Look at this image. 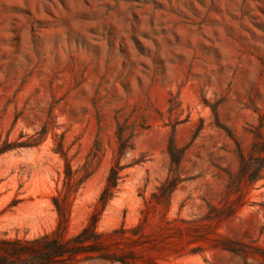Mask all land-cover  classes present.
Listing matches in <instances>:
<instances>
[{
  "label": "rangeland",
  "instance_id": "obj_1",
  "mask_svg": "<svg viewBox=\"0 0 264 264\" xmlns=\"http://www.w3.org/2000/svg\"><path fill=\"white\" fill-rule=\"evenodd\" d=\"M118 122L135 129L134 150L98 231H142L111 257L264 264V179L241 177L264 157L250 159L264 143V0H0V145L49 126L39 147L0 156V239L55 230L63 133L74 170L92 171L71 209L67 237L78 234L117 158Z\"/></svg>",
  "mask_w": 264,
  "mask_h": 264
},
{
  "label": "trees",
  "instance_id": "obj_2",
  "mask_svg": "<svg viewBox=\"0 0 264 264\" xmlns=\"http://www.w3.org/2000/svg\"><path fill=\"white\" fill-rule=\"evenodd\" d=\"M49 126L44 124L41 130L36 131L30 137L28 143L13 144L5 141L0 145V156L19 147H39L45 140ZM117 158L112 165L106 179L105 186L100 193L95 207L88 218L87 224L76 235L67 237L69 220L73 202L78 195L81 187L86 180L92 175V171L84 166L82 169L74 170L68 150L65 149V134H54L55 146L53 153L58 155L64 162L62 172H59L61 179V187L56 189V194L51 197L54 210L57 215L56 228L51 233H46L37 238L30 240L23 239H0V264H79L83 261H93L96 259L111 260L129 264L126 257H111L109 252L113 249L120 250V247L140 242V234L142 226L133 229H126L124 225L119 229L111 231H98V225L101 216L108 205L114 199L118 190L119 181L122 179L121 172L126 167L120 166V159L129 150H134L133 140L135 137V129L127 123H117ZM259 146H261L259 148ZM254 148L250 159H254L255 153L264 152V143H254ZM263 151H260L262 150ZM169 154L172 164L179 165L182 160L183 150L178 148L173 140L169 146ZM259 157V156H258ZM242 161H246L241 155ZM255 161V160H253ZM141 162V161H139ZM257 167L248 169L241 176L249 183H255L263 177L264 157L257 158ZM83 172V175H80ZM174 181L167 179L158 190L165 199L168 200L174 188ZM153 197L158 200V195ZM227 250H233L231 247H224ZM236 252V251H234Z\"/></svg>",
  "mask_w": 264,
  "mask_h": 264
}]
</instances>
